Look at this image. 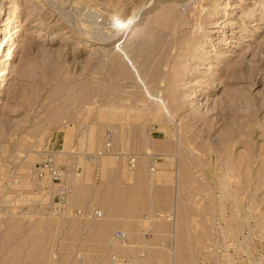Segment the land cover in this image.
Returning a JSON list of instances; mask_svg holds the SVG:
<instances>
[{
  "label": "rangeland",
  "instance_id": "obj_1",
  "mask_svg": "<svg viewBox=\"0 0 264 264\" xmlns=\"http://www.w3.org/2000/svg\"><path fill=\"white\" fill-rule=\"evenodd\" d=\"M0 18V264H264V0H0Z\"/></svg>",
  "mask_w": 264,
  "mask_h": 264
},
{
  "label": "built area",
  "instance_id": "obj_2",
  "mask_svg": "<svg viewBox=\"0 0 264 264\" xmlns=\"http://www.w3.org/2000/svg\"><path fill=\"white\" fill-rule=\"evenodd\" d=\"M104 142V148L107 149L110 145L108 137H106ZM135 164V156L129 154L127 156V167L131 168ZM153 169V166L150 167ZM33 175L37 178L47 179L52 185L55 184V188L51 194V207L53 210L59 208L60 204L64 202L67 191L69 190L68 184L65 183L64 179V168L60 163L55 159L54 153L52 150H47L44 152L42 158L32 165ZM56 198V201L52 199ZM55 203V204H54ZM88 213H91L93 216L99 213L98 210H91ZM125 233L120 229H115L113 232V237L115 239H122ZM111 264H131L130 260H127L123 255L120 254H111L110 255Z\"/></svg>",
  "mask_w": 264,
  "mask_h": 264
},
{
  "label": "bare ground",
  "instance_id": "obj_3",
  "mask_svg": "<svg viewBox=\"0 0 264 264\" xmlns=\"http://www.w3.org/2000/svg\"><path fill=\"white\" fill-rule=\"evenodd\" d=\"M173 6V5H172ZM175 8V7H174ZM174 8H172V7H170V6H168V5H166V6H162V9L159 11L160 13H158L157 12V14L158 15H156L157 16V21H162V22H167V24L169 23V25H170V23L174 20L175 21V18H177V16L178 15H176V11L174 10ZM155 16V17H156ZM13 20V19H12ZM174 23V22H173ZM177 23V22H176ZM6 24V22L4 21V19L3 18H0V58L2 57V56H4V53L6 52V48H8L7 46L10 44H12L11 43V40H12V38L11 37H8V36H6L5 35V33H2L3 32V27L2 26H4ZM159 24V23H158ZM157 24V25H158ZM160 25V24H159ZM10 27V26H9ZM13 32H15L16 31V28H15V30H12ZM11 33V32H10ZM13 51V50H12ZM12 51L11 52H9L8 54H7V58H4V59H2L1 61H3V64H2V68L0 69V82H1V84L0 85H3V83H4V78H5V75H6V72H7V66H6V64H8L9 62H7V61H9L11 58H12ZM5 57H6V55H5ZM9 72V71H8ZM3 87V86H2ZM150 94V93H149ZM153 102V101H152ZM150 107V106H149ZM151 109V108H150ZM152 110H154V111H156L157 113H160L158 110V108H157V104L154 102V104H153V109ZM160 115V114H159ZM169 120V119H168ZM173 124V123H172ZM172 126V125H171ZM166 127V126H165ZM175 127H173V129H174ZM176 130V129H175ZM179 143V142H178ZM179 145V144H178ZM177 145V146H178ZM178 150V149H177ZM66 198V197H65ZM55 204V203H54ZM171 218H173V217H171ZM174 223V222H173ZM174 225H175V223H174ZM175 227V226H174ZM173 227V228H174ZM176 235V234H175ZM175 235H174V237H175ZM171 236V235H170ZM176 239V238H175ZM174 249V248H173Z\"/></svg>",
  "mask_w": 264,
  "mask_h": 264
}]
</instances>
